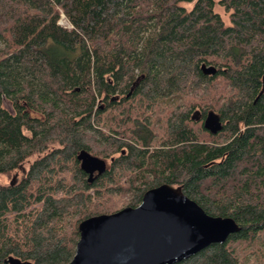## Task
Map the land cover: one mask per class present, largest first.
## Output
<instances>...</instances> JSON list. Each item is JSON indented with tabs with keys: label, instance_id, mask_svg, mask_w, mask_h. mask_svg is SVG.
I'll return each mask as SVG.
<instances>
[{
	"label": "trees",
	"instance_id": "trees-1",
	"mask_svg": "<svg viewBox=\"0 0 264 264\" xmlns=\"http://www.w3.org/2000/svg\"><path fill=\"white\" fill-rule=\"evenodd\" d=\"M263 76L264 0H0V264H68L160 185L238 227L177 264L263 263Z\"/></svg>",
	"mask_w": 264,
	"mask_h": 264
},
{
	"label": "water",
	"instance_id": "water-1",
	"mask_svg": "<svg viewBox=\"0 0 264 264\" xmlns=\"http://www.w3.org/2000/svg\"><path fill=\"white\" fill-rule=\"evenodd\" d=\"M200 70L205 75L215 72L212 67ZM77 159L86 170L102 164L82 151ZM237 232L230 218L208 216L179 187L160 185L145 191L134 208L81 221L68 264H177ZM3 262L31 264L12 257Z\"/></svg>",
	"mask_w": 264,
	"mask_h": 264
},
{
	"label": "rangeland",
	"instance_id": "rangeland-1",
	"mask_svg": "<svg viewBox=\"0 0 264 264\" xmlns=\"http://www.w3.org/2000/svg\"><path fill=\"white\" fill-rule=\"evenodd\" d=\"M186 8H189L190 7V5H188V6H185ZM213 11L216 13V14H218L219 16H220V18H221V20L225 23V24H227V22H228V19H227V13H224L223 12V10H222V8H220L219 6H217V5H214V8H213ZM59 24L61 25V26H65V27H68V25L66 24V22L63 20V19H61L60 21H59ZM1 106H2V108L5 110V111H7L8 113H10V114H12L13 113V110H12V108H11V105H10V103L6 100V99H2V101H1ZM31 161V159L30 160H28V162H26V163H29ZM26 167V165H23V168L22 169H24ZM14 175L16 174V176L18 177V175H19V173H13ZM8 182V180H7V178L6 177H4V176H0V184H6ZM124 208V207H123ZM264 260V259H263ZM245 264H264V262L263 263H261V262H259L258 261V259H254L252 256H250L249 254L246 256V259H245Z\"/></svg>",
	"mask_w": 264,
	"mask_h": 264
},
{
	"label": "flooded vegetation",
	"instance_id": "flooded-vegetation-1",
	"mask_svg": "<svg viewBox=\"0 0 264 264\" xmlns=\"http://www.w3.org/2000/svg\"><path fill=\"white\" fill-rule=\"evenodd\" d=\"M209 125H210V127H213L214 126V123L212 122V121H209ZM101 171V168H100V165L99 164H97V166L93 169H89V174H91V175H95V174H97V173H99Z\"/></svg>",
	"mask_w": 264,
	"mask_h": 264
}]
</instances>
